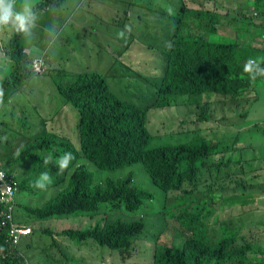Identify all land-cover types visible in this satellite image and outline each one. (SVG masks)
<instances>
[{"label":"trees","instance_id":"16d2710c","mask_svg":"<svg viewBox=\"0 0 264 264\" xmlns=\"http://www.w3.org/2000/svg\"><path fill=\"white\" fill-rule=\"evenodd\" d=\"M62 3L63 0H40L33 9V23L48 7L53 9ZM247 3L251 5L250 0H246ZM246 7L240 5L241 13L250 12ZM207 11L209 12L188 7L181 0L180 10L174 17L171 16L174 27H171L168 36L169 48L162 52L164 65L161 73L147 79L142 75L151 73L141 68L132 70L135 76L149 83L152 88L151 98L146 100L145 105L119 98L111 91L106 77L97 72L78 74L69 86H59L58 90L66 104L78 112L80 145L61 138L54 146L55 150L49 148L51 155L47 158H51L50 162L45 164V159H42L44 165L41 173L47 171L53 178V182L45 190H49L51 185L53 188L57 185L60 186L61 193L45 207L35 209L39 210L40 219L75 215L87 209L94 211L99 201L126 209L129 213H147L144 205L155 199L154 193L139 188L132 176L98 182L91 170L80 164V161L88 159L100 169H119L142 163L153 184L162 192L156 193L164 200V218L176 217L182 227L193 232V237L180 245L168 246L158 241L154 246V264H264V248L254 244L236 246L241 231L228 234L219 243H210L208 221L218 216L211 205L208 209L196 207V199H203L201 195L205 196L204 199L227 205L229 198L217 197L216 188L217 185L235 181L236 175L243 178L236 180L238 188L237 194L231 197L233 204H248L261 195L263 185L258 182L261 175L254 174L253 171L247 172L246 167L239 166L240 163L247 162L245 150L254 147L251 138L245 135L231 143L226 142L227 139L212 141L198 135L188 143L150 146L153 138L148 128L150 110L171 108L183 98H190L189 103L196 105L198 109L210 110L213 97L215 104L218 103L217 98L233 102L251 91H257L260 96L264 89V76H257L252 80L244 71V64L248 59L264 60V47L246 43L244 30H238L236 38L226 37L224 42L213 40L211 36L217 32L231 33L232 19L229 14L222 18ZM254 11L259 18L264 19V0H254ZM213 18L216 19L215 25ZM254 20L233 18V24L238 22L249 28L247 24L251 23L252 27ZM4 34L9 36L3 48L4 56L16 63L17 67L15 66L11 77L3 82L0 90L3 95L7 91V98L12 101L15 86L23 84L32 75L28 68L30 54L23 45L27 33L17 32L9 26L0 35ZM261 67L264 68V64ZM204 99H208V102L204 103ZM8 102L0 104V110ZM200 119L209 121L210 118L202 116L198 120ZM51 137L58 138L54 135ZM53 142V139L45 138V141L40 142V147L45 149L44 143L51 145ZM66 152H71L75 157V161L71 162L72 173L70 164L63 172L57 164L58 158ZM26 153L29 155V150ZM25 156L19 152L16 161ZM2 168L5 169L3 165ZM11 178L18 182L17 195L23 192L26 181L19 179L12 171H7V179L11 181ZM246 183L257 184L248 193ZM200 186L208 191V195L203 194ZM9 206L0 204V264H26L29 258L21 250L22 241L16 244L11 235L15 224L21 225L14 217L12 220L7 219ZM173 212L176 214L173 215ZM149 226L150 223L142 218L130 223L108 222L102 229L75 231L72 236L68 231L63 234L69 238L91 239L100 247L119 251L126 260L133 253V241L141 235L146 236Z\"/></svg>","mask_w":264,"mask_h":264},{"label":"rangeland","instance_id":"374dc122","mask_svg":"<svg viewBox=\"0 0 264 264\" xmlns=\"http://www.w3.org/2000/svg\"><path fill=\"white\" fill-rule=\"evenodd\" d=\"M39 0H25L23 7L33 9ZM181 0H64L62 21L50 22L52 30H40V21L37 20L30 26L29 32L23 39L26 47L39 42L40 49L33 50V55H39L37 73L40 76H32L23 84H17L12 101L8 92L4 91L3 101L8 102L0 110V152L5 156L10 151L21 152L22 145L34 137L37 125L41 126L44 118H53L55 121L65 111L66 102L60 95L59 86L67 87L74 82L78 74L84 72H97L103 74L112 92L119 98L145 105L146 100L151 98V87L146 81L135 76L136 68L151 73L142 75L143 78H154L161 73L164 65L162 52L169 48V38L172 21L168 18L178 9ZM225 13H232L233 18L260 19L258 13L252 11L241 13L240 5H246V0H224ZM80 3L78 6L77 4ZM183 4L197 8L205 12L218 15L216 4L213 0H183ZM22 7V8H23ZM21 8V9H22ZM128 8L132 19L126 26H119L117 19L126 18ZM18 6L14 5V10ZM50 9V8H48ZM141 18V20L138 19ZM216 19L213 18L215 25ZM9 26H4L5 30ZM243 26V25H240ZM246 27V26H245ZM0 26V34L4 32ZM154 30L157 36H148V31ZM235 33V29L230 27ZM123 33V35H121ZM233 33L217 32L211 38L217 42H224L226 37L233 38ZM210 38V39H211ZM8 34L0 35V51L8 42ZM128 48V49H127ZM128 50V51H127ZM42 53V54H40ZM31 54V53H30ZM124 54L122 57L121 55ZM42 60L44 65H42ZM122 64L128 65L124 69ZM44 66V67H43ZM14 68L3 69V82L10 78ZM22 72V71H18ZM246 95H253L252 91L239 96L236 101H224L218 98L219 105L212 98L211 109H198L196 105L189 103L190 98H183L176 106L167 109H153L148 114V128L153 138L150 146L176 145L188 143L194 137L201 135L212 141L227 139L226 142H237L238 137L245 135L251 138L253 149H246L244 157L247 162L240 163L247 171L260 174L258 182L263 185L262 193L255 201L248 204H233L232 196L237 194L238 184L236 180L242 179L236 175L235 181L217 185V197L230 199L227 205L213 200L196 199L198 208H214L218 218L208 221V241L212 244L223 241L228 234L241 231L238 245L254 244L264 248V164H258V159L252 153L262 151L260 138L264 136L263 124L264 113H259V108L264 106V96L252 108L247 104L240 103V99ZM208 99H204V103ZM243 103V102H242ZM216 105V106H215ZM214 106V107H213ZM70 115L67 120L66 134H62L63 140H70L75 145H80L78 133V112L69 105ZM202 116H209V121L198 120ZM41 117H43L41 119ZM259 119L257 128L253 123ZM252 121H254L252 123ZM253 124V125H252ZM54 125L51 129L58 130ZM264 138V137H263ZM55 139V138H50ZM43 138L29 142L31 151H38L44 157L51 155L47 151L40 150V142ZM59 139L56 138V141ZM54 143V142H53ZM242 143V142H240ZM260 143V144H259ZM257 149V150H256ZM32 159L31 155L19 158V164ZM262 161V159L260 158ZM81 164L93 173L96 181L105 182L106 179H120L132 176L139 188L155 194V199L147 202L144 208L147 213L138 211L129 213L126 209H120L115 205H103L97 210L80 216L70 218H52L39 223L43 229L59 232L65 230L102 229L108 222H134L142 218L150 223L146 236L141 235L133 242V253L130 258L124 259L119 251L114 252L106 247H100L91 239L68 238L60 235L55 238L45 234L40 229L35 237L33 254L30 253L33 264H154L153 252L156 243L173 246L180 245L186 239L193 237V232L182 227L179 219L172 216L164 218V200L158 197L162 193L153 184V181L142 163L132 164L119 169H100L88 159H82ZM43 162H41V169ZM237 166L235 165V168ZM257 182V183H258ZM245 184L246 191L253 190V185ZM221 188V189H220ZM192 189V186L191 188ZM204 195L208 191L201 188ZM60 186L55 185L50 192L58 194ZM46 190V193H50ZM24 202L30 204L35 199L23 197ZM218 201V199H216ZM171 202V200H170ZM169 202V203H170ZM167 203V200L165 204ZM41 206L40 208L45 207ZM184 206V205H182ZM39 208V207H37ZM194 212L196 209H193ZM176 213L173 212V215ZM204 214H207L204 212ZM14 219L16 213L14 209ZM218 220V222H216ZM158 222H160L158 224ZM18 223V222H17ZM74 232V231H73ZM34 233V230L33 232ZM26 248V243L23 245ZM59 259L55 248H64ZM30 264L31 259H30ZM240 264V263H234Z\"/></svg>","mask_w":264,"mask_h":264},{"label":"crops","instance_id":"0c3cea01","mask_svg":"<svg viewBox=\"0 0 264 264\" xmlns=\"http://www.w3.org/2000/svg\"><path fill=\"white\" fill-rule=\"evenodd\" d=\"M39 2H40V0H39ZM63 2H64V0H63ZM213 3L216 4L218 17L221 16L223 18L227 14H229L231 16L232 28L235 29V33H233L230 30L231 33H233V38L237 37L238 30H244L243 37L246 38L245 39L246 43L254 44V45L260 44L262 47H264V19L260 18L258 20L252 21V22H254L253 23L254 27L253 26L251 27L252 24L248 23L247 25L249 28H247L245 26H240L241 24H239L238 22H235L233 24L232 13H225V11H224V7H225L224 0H213ZM250 3H251V5H249L248 3L246 4L247 7L245 9H249V10L251 9L252 11H254V0H250ZM24 4H25V0H14V5L18 6V9H21L24 6ZM77 5L79 6L80 3H78ZM48 8H47V11L44 10L46 12L38 15V20L41 23L40 30L45 29L46 31L50 32L52 30L50 22L62 21L64 18V14H63L61 6H58V7L53 8V9L52 8L48 9ZM129 11H130V8H128L126 18H124V19L118 18L117 19L119 26L125 27L127 21L132 19L131 15L129 14ZM177 11H178V9L175 10L174 12L177 13ZM255 13H257V12L255 11ZM171 15H169V16H171ZM138 19L141 20L140 17H138ZM169 19L171 20V17ZM234 26H236L238 29L234 28ZM147 35L155 37V36H157V33L155 32V29L150 30V28H149ZM23 45H24V43H23ZM40 47H41V45L39 44V42L36 44L33 43L29 47H26V50H27L26 52H28L29 54L31 53L29 55L30 56V62L28 64V68H29V71L31 72L32 76H40V75L44 74V73H42V74L37 73L36 64L40 58H35V57H38L39 55H33V53L31 52V49L38 50V49H40ZM40 54H42V53H40ZM121 56L123 57L124 54H122ZM43 65H44V63H43ZM125 65L123 64V67ZM15 66L17 67L16 63H14L7 56H4V54L0 53V88L3 85V79H2L3 69L5 67H8L10 69H12V68L15 69ZM252 93H253V95H246L245 97L240 99L241 105L247 104V105H249V107L251 106V108H252L255 104H257L259 102L260 96L258 95V92L252 91ZM261 93H262L261 96H264V89L262 90ZM217 101H218V98H217ZM224 101H230V100H224ZM219 103H220V101H218V103L216 105L220 106ZM4 106H3V108H4ZM260 112L264 113V106H261L259 108L258 114ZM68 114L70 115V108H69V105L66 104L65 105V111L58 117L57 121H55V119H53V118H44L42 123H41V126L37 125V128L34 132V137L29 139L28 141H26L22 145V150H21V153H23L25 155H28V153H26V151L29 150V153H30L29 155L32 156V159L26 160L23 164H19V162L16 161V158L18 157L19 151H16V150L10 151L7 154H5V156H3V154L0 152V167L2 168V165H3L5 167L6 171H12L14 174H16L19 177V179L22 178L26 181V186L24 188V191L19 193L18 195H17L18 192L16 193L17 196H15L14 201H12V205H13V212L15 209L16 220H17L18 224L21 226L32 228L34 230V233L32 235L24 237L22 239V242H21V250L25 254H27V257L29 258V260L31 259L32 264H33V262H32L33 257L30 256V253L33 254V246L35 244V237H36L39 229L42 232H44L45 234H49L55 238H58L60 235H64L63 234L64 231H68L71 236L74 234L75 231H80V230H71V229H69V230L61 229V231L56 232V231H52V230H48V229H43L39 225V223L41 221L49 220L52 218L65 219V218H70L72 216H80L82 214L87 215V214L93 212V211L87 209V210H83L82 212H79L75 215H68V216H62V217H52V218H48V219H40L38 217V214H39L38 211L39 210L35 211V209H40L41 206L49 204L55 198V196L58 197L60 195L61 191H59L58 194H56L55 192H50V190L53 188V185H51L49 190H48L50 193H46V190H39V189L34 187V182L36 181V179L41 174V162H43L42 159L47 158V156H49V155H46L44 157L38 151H31L30 150L31 148L28 147L29 142H31L33 140L36 141L38 138H43V140L45 141V138H51L52 135H54L55 137H58L59 140L56 141V138H55L54 143H52L51 145L44 143L45 149L40 147V150L47 151V153L50 154L49 148H53V150H55L54 146H56L61 141V138H63L61 135L66 134V131L69 129V128L67 129V125H66L67 120L69 119ZM42 118L43 117H41V119ZM253 122L254 121H252V123ZM255 122H258V123H253V124H255L254 126L257 128V126L259 125V119L256 120ZM54 125L59 126L58 130L51 129V127H53ZM262 128H263V133H264V124H263ZM263 137L264 136H262L260 138V143L262 144V151L258 153V151H259L258 150L256 152L252 153V155L258 159V164H260V165L264 164V138ZM250 149H253V148H250ZM260 158L262 159V161L260 160ZM74 161H75V159L73 160V162ZM81 161H80V164H81ZM70 171H71V173L73 171V168H71V163H70ZM246 171H247V169H246ZM247 172H249V171H247ZM78 190H80V188ZM23 197H29L31 199H35V201L28 204L22 200ZM229 201H230V199H229ZM103 205H109V203L99 201L97 203L96 207L98 209L100 206H103ZM37 207H39V208H37ZM64 236H66V235H64ZM66 237H68V236H66ZM25 243H26L27 250L23 247V245ZM55 249H57V251H58L57 257H59V259H60L61 251L63 249H66V247L55 248ZM61 261L64 264H69L68 261H64V260H61Z\"/></svg>","mask_w":264,"mask_h":264},{"label":"clouds","instance_id":"9594fccd","mask_svg":"<svg viewBox=\"0 0 264 264\" xmlns=\"http://www.w3.org/2000/svg\"><path fill=\"white\" fill-rule=\"evenodd\" d=\"M180 7L181 2L179 4L178 10H180ZM177 13L174 12L171 16L174 17V15H176ZM171 16H168V18H170ZM34 19L35 16L34 13L31 11V8L23 7L21 10H14V0H0V26L11 25L13 28H15L17 32L28 33ZM171 27H174L173 22L171 23ZM126 28L131 31L128 26H126ZM121 35H123V33H121ZM169 35L170 33L167 35V37ZM261 64H264V60L250 58L244 64V71L249 74L252 80H255L257 76H264V68L261 67ZM126 68L132 70V68L128 67L127 65L124 66V69ZM3 103V91L0 90V104ZM74 159L75 157L71 152L64 153V155L59 157L57 160L59 170L61 172L66 170L69 167V164ZM50 160V157L45 158V164H48ZM52 182V177L47 171H45L42 172L40 176L36 179V181L34 182V187L40 190H45L48 185H50ZM0 251H2V249H0Z\"/></svg>","mask_w":264,"mask_h":264},{"label":"built area","instance_id":"2783aa9c","mask_svg":"<svg viewBox=\"0 0 264 264\" xmlns=\"http://www.w3.org/2000/svg\"><path fill=\"white\" fill-rule=\"evenodd\" d=\"M44 61L42 60V65ZM38 64V62H37ZM36 64V69L37 68ZM0 204L8 207V213L6 215L8 220H12L14 217V212H13V206L11 205L12 201L14 200L16 196V192L18 191V182L16 180H13L11 178V181L7 179V171L3 168L0 167ZM33 230L31 228H27L25 226H18L15 224L11 231V235L15 240V243H19L22 241V239L25 236L31 235ZM30 264V260L26 263Z\"/></svg>","mask_w":264,"mask_h":264}]
</instances>
